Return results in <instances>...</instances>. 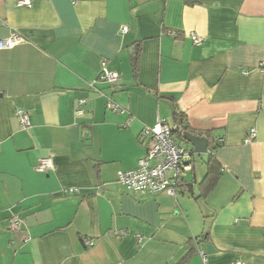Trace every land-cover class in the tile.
<instances>
[{
    "label": "crops",
    "instance_id": "obj_1",
    "mask_svg": "<svg viewBox=\"0 0 264 264\" xmlns=\"http://www.w3.org/2000/svg\"><path fill=\"white\" fill-rule=\"evenodd\" d=\"M17 1L0 0V39L21 37L0 48V264H264V0ZM172 101L209 145L187 142L175 197L135 199L116 172L144 154V126L176 125ZM214 145L221 176L199 197Z\"/></svg>",
    "mask_w": 264,
    "mask_h": 264
},
{
    "label": "built area",
    "instance_id": "obj_2",
    "mask_svg": "<svg viewBox=\"0 0 264 264\" xmlns=\"http://www.w3.org/2000/svg\"><path fill=\"white\" fill-rule=\"evenodd\" d=\"M18 5L30 6V0H18ZM127 26L122 27L126 31ZM192 41L198 44L202 36L192 33ZM21 41V37L16 33H11L8 37L0 39V48H10ZM98 79L108 84H114L119 80V74L115 70L107 68L105 62L98 75ZM82 102V100H80ZM107 108L119 111L120 107L107 100ZM76 112H80L78 109ZM15 116L22 127L30 124L28 112L22 108L15 110ZM176 125H170L163 119L157 120L152 126H144L141 129L140 137L148 139L144 154L137 160L134 168L120 169L116 172V181L123 185L129 194L135 199H141L150 193L163 192L175 197L180 177L189 168L183 163V158L187 155L186 143L178 140L174 135ZM256 136V129L251 128L243 139L244 143L251 142ZM54 167L52 156H44L37 159L34 169L37 171H47ZM20 219L17 216L11 217L10 228L18 229ZM139 238V237H138ZM86 246L92 245L89 238L84 239ZM199 253L204 257L205 250L199 249ZM230 264H246L242 261H235Z\"/></svg>",
    "mask_w": 264,
    "mask_h": 264
},
{
    "label": "trees",
    "instance_id": "obj_3",
    "mask_svg": "<svg viewBox=\"0 0 264 264\" xmlns=\"http://www.w3.org/2000/svg\"><path fill=\"white\" fill-rule=\"evenodd\" d=\"M138 57H139V45L138 43H133L130 49V61L133 70H137ZM172 103H173L172 104L173 115L175 117V122L177 126L174 135L177 137V139L184 141L187 145V140L184 138V133L186 132L192 135H198L200 137H204L207 145H209L210 132L202 131L194 134L192 130L189 128V126L183 123V116L181 115L180 112L177 111L175 102L172 101ZM215 147L216 145L211 146L208 149V155L204 162L206 166V172L202 180L198 183L199 197H204L210 191H212L217 185V182L221 176V165L214 154ZM185 183H186L185 178L181 176L178 181L177 192L179 191L180 188L186 187Z\"/></svg>",
    "mask_w": 264,
    "mask_h": 264
},
{
    "label": "water",
    "instance_id": "obj_4",
    "mask_svg": "<svg viewBox=\"0 0 264 264\" xmlns=\"http://www.w3.org/2000/svg\"><path fill=\"white\" fill-rule=\"evenodd\" d=\"M184 138L187 140L188 144L192 147V154H200L206 152L207 143L204 137L198 135H192L189 133H184ZM207 252H212L215 250L214 246L210 243L205 244Z\"/></svg>",
    "mask_w": 264,
    "mask_h": 264
},
{
    "label": "rangeland",
    "instance_id": "obj_5",
    "mask_svg": "<svg viewBox=\"0 0 264 264\" xmlns=\"http://www.w3.org/2000/svg\"><path fill=\"white\" fill-rule=\"evenodd\" d=\"M199 164H200V161L197 160V161H196V167H197V166L199 167ZM200 167H202L203 170H205V167H204L203 165H200ZM190 176H191L190 173H189V172H186V177H190Z\"/></svg>",
    "mask_w": 264,
    "mask_h": 264
}]
</instances>
